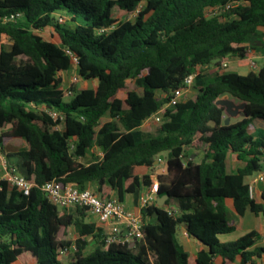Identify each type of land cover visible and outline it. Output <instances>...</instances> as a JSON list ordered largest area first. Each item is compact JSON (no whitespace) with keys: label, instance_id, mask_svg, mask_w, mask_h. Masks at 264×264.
Returning a JSON list of instances; mask_svg holds the SVG:
<instances>
[{"label":"trees","instance_id":"1","mask_svg":"<svg viewBox=\"0 0 264 264\" xmlns=\"http://www.w3.org/2000/svg\"><path fill=\"white\" fill-rule=\"evenodd\" d=\"M230 2L218 15L206 12ZM116 8L131 16L117 18ZM15 13L22 16L7 19ZM48 27L59 43L42 35ZM253 50L264 53V0H0V149L24 140L6 158L34 182L29 194L0 187V264H258L256 230L220 237L235 229L229 200L240 216L264 211V191L257 201L248 181L264 169V67L243 74L221 66ZM74 58L80 79L96 83L72 85L68 97L62 73ZM197 69L195 96L166 106ZM223 95L246 102L244 115L218 105ZM51 110L65 115L60 129ZM161 111L156 132L144 131ZM198 148L200 161L189 151ZM161 155L168 172L158 175V193L168 199L141 208L135 244L105 246L106 231L86 207L60 211L41 188L94 183L102 197L123 201L154 182L136 168H153ZM231 155L240 163L234 171ZM180 225L207 249L191 255Z\"/></svg>","mask_w":264,"mask_h":264},{"label":"built area","instance_id":"2","mask_svg":"<svg viewBox=\"0 0 264 264\" xmlns=\"http://www.w3.org/2000/svg\"><path fill=\"white\" fill-rule=\"evenodd\" d=\"M236 4V2H230L224 7H208L206 12L208 15H218L225 10L235 7ZM20 16H22L21 13H15L10 15L7 19H16ZM74 60L77 63L75 58ZM229 63L230 57H226L221 61V66L227 68ZM249 63L254 71L259 70L261 67H264V56L261 63L255 59H249ZM199 71L200 69H197L185 78L183 84L172 92L171 99L166 106L177 105L185 97V92L193 86L194 79ZM79 81L80 77L78 74H75L73 82ZM66 95H71L70 88H66ZM50 114L55 121H58L54 128L60 129L65 120L64 113L51 110ZM155 116L156 114L153 117ZM153 117L148 120L153 119ZM0 164V187L3 182H6L10 186L16 187L24 194H29L34 182L25 175L19 173L16 169L10 168L7 162L6 153H3L1 149ZM256 182H264V169L259 171L250 182V193L252 196L254 184ZM41 188L48 199L54 204L67 209L77 206L86 207L88 212L96 216L106 231L105 246L111 243L130 242L135 244L136 241L143 236L142 214L136 213L127 208L124 202L117 196L104 198L95 190L81 189L76 183L72 182L62 184L58 180L47 181ZM158 190L159 183L158 181H154L141 196V206L144 207L148 203L158 200L161 196L158 193Z\"/></svg>","mask_w":264,"mask_h":264},{"label":"crops","instance_id":"3","mask_svg":"<svg viewBox=\"0 0 264 264\" xmlns=\"http://www.w3.org/2000/svg\"><path fill=\"white\" fill-rule=\"evenodd\" d=\"M121 11V10H120ZM123 12V11H122ZM117 17V16H116ZM118 18V17H117ZM264 53L257 51V50H253L250 52L249 56L246 58H239V57H230V63H229V68L230 66L235 63L238 59L241 60H248L247 64L249 66V72L250 71H254L249 63V59H255L256 61H258L259 63L262 62ZM64 73V72H63ZM62 73V74H63ZM64 76V75H63ZM193 86L190 87L186 92H185V97H194L195 96V91L192 90ZM150 124V120L145 121L142 125V129L144 130L145 126H148ZM149 128V127H148ZM15 148L16 151L20 148V147H26L27 144L24 140H19L18 143L16 144H12ZM7 146V145H6ZM6 146L3 147L2 151L3 153H7L10 152L9 150H6ZM233 156V155H231ZM193 158H196L197 161H200L201 159V155L199 153H194L193 154ZM165 159V158H163ZM161 159V161L163 160ZM158 160L155 161L154 167L153 168H147L144 167L145 170L144 172H142L140 175L143 174H150L151 177L153 178L154 181L158 180V175L160 174H165L166 172H164V168H166V163H164L163 166H160L157 164ZM0 169H1V164H0ZM162 170V172H161ZM255 175L251 176L248 178V181L251 182L253 180V177ZM96 185L90 184L89 185V189L95 190ZM148 189V186H143L140 191H139V196L135 197L133 195V193H128L125 195L123 202L126 205L127 208H129L130 210L141 214V196L143 195V193ZM264 191V183L263 182H256L254 184V191H253V197L259 201V202H263L262 199V193ZM116 197V195H113L111 197ZM229 207H232V211L234 212L233 206H232V201L229 200L228 201ZM74 207L69 208L68 210H71ZM234 214H236L234 212ZM88 218H90L91 221L96 222L97 224L103 226L98 218L96 216H94L93 214H91L90 212H88ZM231 223L235 226V229L228 234H224L221 235V239L224 241H229V240H236L239 237L243 236L244 234L252 231V230H256L259 233V237H258V244H264V211L261 212L260 214H255L254 212L248 210L243 216H240L238 214H236L235 219L231 221ZM178 239L179 242L184 246V248L191 254V255H195L199 250L201 249H207V247L200 242L199 240H196L194 238H191L190 236L187 235L184 227L183 229L179 230L178 233ZM262 261H264L263 259H257V263L260 264ZM214 264H221V259L220 258H216L214 261Z\"/></svg>","mask_w":264,"mask_h":264},{"label":"rangeland","instance_id":"4","mask_svg":"<svg viewBox=\"0 0 264 264\" xmlns=\"http://www.w3.org/2000/svg\"><path fill=\"white\" fill-rule=\"evenodd\" d=\"M114 15L117 16L118 18H127L131 15H128L122 11H120L118 8H116L114 10ZM42 35L45 37V38H48V39H51L52 41L56 42V43H59L60 42V38L58 36V34L53 30V28L51 27H48V28H45L41 31ZM5 44L8 46L9 43L7 42V40H5ZM247 61L248 60H241V59H238L235 63H233L230 68L229 66L227 67L228 70H234V71H237L239 73H243V74H246L249 72V66L247 64ZM77 63L76 61L74 60V63H73V67H71L68 71L64 72L63 75H64V83H63V86L65 88H70L72 85H74L75 87L77 88H82V87H91V86H95V81L94 80H86V79H80L79 82H73V77L75 76V74H77ZM128 88H135L134 87V84L129 81L128 82ZM192 90H194L192 88ZM125 92L126 90H122L119 94L121 97H125ZM69 97V95H68ZM224 97H229L230 99L232 98L231 96L229 95H223L221 96L220 98H224ZM237 103H239V101L236 100ZM239 116V115H238ZM237 117V116H236ZM162 120V112L160 113H157L155 117H153V119H150V124L148 126H145L144 128V131L146 132H149V133H155L156 130H157V126L159 125V123L161 122ZM149 127V128H148ZM15 148L11 143L7 144L6 146V150H11V151H16ZM190 152H193V153H199L200 155H202V149L201 148H198V149H192V150H189ZM158 160V165L160 166H163L164 163L166 162V159H163L161 161V159H157ZM239 161L236 160L235 156H231L230 157V160H229V170L230 171H234L236 170L237 166L239 165ZM145 168L144 167H138L136 168V171L138 173H142L144 172ZM162 172V170H161ZM164 172L167 173V169L164 168ZM264 183V182H263ZM135 197L139 196V193L138 194H133ZM59 210L62 211L63 208L61 206H58ZM75 208V207H74ZM72 208V209H74ZM229 211H230V222L232 220L235 219V216L236 214H234V212L232 211V207H229ZM88 220H90V218H88ZM180 229H183V225H180ZM63 233V232H62ZM68 233H69V236L71 238H75V231L73 228H69L68 229ZM62 236L64 234H61ZM70 256L71 254L68 253V252H65L63 255H62V259L67 262L69 259H70ZM260 264H264V261H262Z\"/></svg>","mask_w":264,"mask_h":264},{"label":"water","instance_id":"5","mask_svg":"<svg viewBox=\"0 0 264 264\" xmlns=\"http://www.w3.org/2000/svg\"><path fill=\"white\" fill-rule=\"evenodd\" d=\"M218 105H222L226 108V111L229 113L231 117H236L238 115H244L242 110L246 107V102L237 103L234 99H230L229 97L220 98L216 101ZM230 118H227V123L229 122ZM164 155H161L160 159H163ZM166 169L168 172V163H166ZM168 199V195L165 194L158 198V204L163 205L165 201Z\"/></svg>","mask_w":264,"mask_h":264}]
</instances>
